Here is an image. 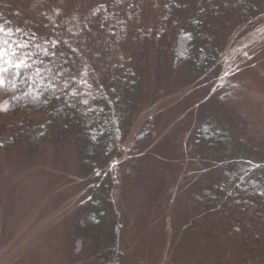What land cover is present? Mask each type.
<instances>
[{
	"label": "trees",
	"instance_id": "obj_1",
	"mask_svg": "<svg viewBox=\"0 0 264 264\" xmlns=\"http://www.w3.org/2000/svg\"><path fill=\"white\" fill-rule=\"evenodd\" d=\"M65 3L16 11L14 21L0 12L12 33L2 39L27 41L23 51L32 54L31 67L15 79L9 73L0 88V151L73 149L81 197L63 236L70 259L130 264L135 247L120 185L130 179L148 218L161 224L156 264H264V146L238 144L211 111L161 131L149 153L158 115H140L133 132L151 61L152 96L170 80L197 106L233 94L239 69L264 51V0H93L89 14ZM176 186L182 205L171 214Z\"/></svg>",
	"mask_w": 264,
	"mask_h": 264
},
{
	"label": "rangeland",
	"instance_id": "obj_2",
	"mask_svg": "<svg viewBox=\"0 0 264 264\" xmlns=\"http://www.w3.org/2000/svg\"><path fill=\"white\" fill-rule=\"evenodd\" d=\"M65 1L68 0H0V12H6L7 17L14 21L12 18L17 19L16 11L27 15L39 10L62 8V5L67 7ZM92 2L71 0L70 12L89 14ZM56 9L49 13H59ZM36 27L32 30H37ZM151 65V77H147L148 100L145 99L146 104L133 127V132L139 129L142 115L150 112L158 115L154 138L147 146L148 153L161 131L178 120L187 117L192 121L198 118L199 113L209 111L215 115L219 127H224V121L227 122L238 144L248 141L264 146V51L239 69L235 77L236 88L223 103L210 97L197 106L186 92L176 93L178 80L168 79L167 89L163 88V92L152 96L155 63L151 61ZM0 152V264H80L70 259L72 256L64 250L63 241L67 225L78 211L81 197L73 149L65 145L58 151L50 146L39 147L33 154H26L24 148L19 147ZM121 162L123 175L127 177L124 160ZM151 175L149 170L147 182ZM123 183L127 184L129 235L135 247V257L130 264H156L165 244L161 224L148 218L140 187L130 179H122L120 185ZM176 189L177 186L171 196L174 201L166 207L171 214L174 213L172 206L182 205L180 191ZM176 259L182 262L181 258Z\"/></svg>",
	"mask_w": 264,
	"mask_h": 264
},
{
	"label": "snow or ice",
	"instance_id": "obj_3",
	"mask_svg": "<svg viewBox=\"0 0 264 264\" xmlns=\"http://www.w3.org/2000/svg\"><path fill=\"white\" fill-rule=\"evenodd\" d=\"M17 31H19V29H17ZM11 35V32L7 31L3 25H0V88L4 86L6 76L9 73H11L13 79H15V77L22 75L23 69L31 67L28 61L32 59V54L23 51V49L28 47V42L2 39V36ZM52 47H56V42H53ZM45 52L47 54V50H45ZM36 74H40L39 69L36 70ZM65 86L67 87V84ZM74 94L75 93H73V95ZM84 103H87V101H84ZM3 111H7V108L0 105V112Z\"/></svg>",
	"mask_w": 264,
	"mask_h": 264
}]
</instances>
